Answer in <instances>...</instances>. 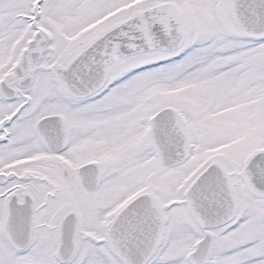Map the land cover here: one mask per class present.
<instances>
[{"label":"snow or ice","instance_id":"6c2138e0","mask_svg":"<svg viewBox=\"0 0 264 264\" xmlns=\"http://www.w3.org/2000/svg\"><path fill=\"white\" fill-rule=\"evenodd\" d=\"M0 264H264V0H0Z\"/></svg>","mask_w":264,"mask_h":264}]
</instances>
